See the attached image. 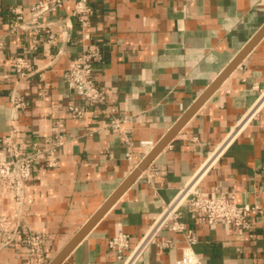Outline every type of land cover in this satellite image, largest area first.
Here are the masks:
<instances>
[{"label":"crops","instance_id":"crops-1","mask_svg":"<svg viewBox=\"0 0 264 264\" xmlns=\"http://www.w3.org/2000/svg\"><path fill=\"white\" fill-rule=\"evenodd\" d=\"M39 1L0 0V140L16 123L18 143L31 152L35 142L52 143L55 121L65 125L58 165L36 163L26 183L22 221L42 236V264L90 226L61 264H123L109 241L127 234L131 251L195 180L206 192L234 191L239 204L264 207V0H91L92 41L102 53L93 78L107 97V104L93 107L63 78L82 53L73 0L45 17L56 34L58 24L72 25L68 42L43 44L31 53L30 32L7 36L11 10L19 6L26 16ZM15 56L27 58L43 78L20 80ZM13 89L27 101L15 122ZM71 105L85 106L83 119L67 110ZM111 116L123 121V133L102 128ZM168 136L148 166L92 221ZM15 210L0 186V218L16 221ZM179 213L195 237L191 249L198 264H264V214L245 228L210 226L188 202ZM186 247L184 233L162 228L136 264H178ZM0 264H32L22 237L4 246L0 235Z\"/></svg>","mask_w":264,"mask_h":264},{"label":"built area","instance_id":"built-area-1","mask_svg":"<svg viewBox=\"0 0 264 264\" xmlns=\"http://www.w3.org/2000/svg\"><path fill=\"white\" fill-rule=\"evenodd\" d=\"M68 0H40L26 10L27 15L21 7L16 6L11 10L14 19L9 24L8 35L18 30L30 32L27 35V48L31 53L36 52L43 44H57L68 42L72 25L66 21L59 25V34L51 29L50 22H45V17L60 10ZM74 18L80 32L82 53L71 60L64 72L63 78L68 87L90 107L107 104V97L95 83L93 78L94 63L102 59L100 46L92 40L90 31L94 10L90 5L91 0H73ZM4 41H0L3 47ZM14 72L20 80H28L38 74L43 78L41 70L36 69L33 64L23 56L13 58ZM11 120L15 122L19 114L27 107V101L23 94L13 89L9 95ZM67 110L77 119H83L86 108L81 105L68 106ZM107 113H113L111 107H107ZM254 113V112H253ZM123 121L111 116L108 123L102 127L108 132H122ZM65 125L57 120L54 122L51 132L53 141L50 145L35 142L32 151L28 152L20 146L17 141L20 133L19 126L11 125L8 134L1 138L3 145L0 148V186L12 196L16 203V221L7 217L0 218V235L3 245L7 246L17 237H22L27 250V255L32 264H42L44 251L43 241L40 234L31 232L22 221L26 183L31 178L36 163L45 161L49 167L58 165L57 152L65 143ZM125 142L130 144L128 138ZM226 143V142H225ZM224 143V144H225ZM148 145L150 142H145ZM221 145L213 154L219 155L226 146ZM196 180L189 184L181 192V195L172 204L167 205L159 219L144 234L138 245L130 251V236L120 232L109 241V248L113 250L123 264H136L145 246L155 241L157 233L162 228L182 232L185 235L187 247L183 251V257L178 264H198L191 245L195 237L190 231H186L180 220L179 207L183 202H188L191 209L198 215L202 222L210 226L218 224L231 225L235 227L250 228L253 220L264 214V207L260 204H239L234 191H223L219 194L206 192L196 185ZM167 246L168 243H163Z\"/></svg>","mask_w":264,"mask_h":264},{"label":"water","instance_id":"water-1","mask_svg":"<svg viewBox=\"0 0 264 264\" xmlns=\"http://www.w3.org/2000/svg\"><path fill=\"white\" fill-rule=\"evenodd\" d=\"M264 32V29L262 30V33ZM247 50V49H246ZM245 52V51H244ZM207 94L201 98L200 102H202L205 98H206ZM200 102L197 104L199 105ZM170 136L166 137L160 144H158L156 146V148H154V150H152L150 152V154L145 158V160L139 164V166L130 174V176L123 182V184L119 187V189L113 194V196L110 198V200L105 204V206L91 219L93 221V219H95L96 221L105 213V211L103 210L105 207H107V204L110 203L112 200V203L114 202V200L116 198H118V196L122 193V191L134 180L137 178V176L141 173V171H143L148 164L152 161V159L154 158V156L163 148V146L165 145V143L167 142V140H169ZM111 203V204H112ZM107 210V209H106ZM103 211V212H102ZM100 212L101 215L99 217H96ZM96 217V218H95ZM90 220V221H91ZM95 221V222H96ZM85 227V226H84ZM83 227V229H84ZM91 228V226L89 227V229ZM86 230V232L81 233V231L68 243V245L63 248L56 256L55 258L49 263L51 264L55 259H57L58 257H60L62 255V253L69 247V245H71V250L74 248V246L81 240V238L88 232V230ZM69 252V253H70ZM67 253V255L69 254ZM67 255H65L59 262L58 264H61V262L67 257Z\"/></svg>","mask_w":264,"mask_h":264},{"label":"bare ground","instance_id":"bare-ground-1","mask_svg":"<svg viewBox=\"0 0 264 264\" xmlns=\"http://www.w3.org/2000/svg\"><path fill=\"white\" fill-rule=\"evenodd\" d=\"M71 250V247L67 248L60 257H58L57 259H55L51 264H58V262L65 256L67 255V253H69Z\"/></svg>","mask_w":264,"mask_h":264}]
</instances>
